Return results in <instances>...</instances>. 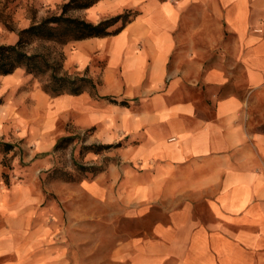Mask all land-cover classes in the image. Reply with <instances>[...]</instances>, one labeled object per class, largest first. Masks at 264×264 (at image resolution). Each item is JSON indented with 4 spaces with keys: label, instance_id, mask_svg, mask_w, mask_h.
Here are the masks:
<instances>
[{
    "label": "crops",
    "instance_id": "crops-1",
    "mask_svg": "<svg viewBox=\"0 0 264 264\" xmlns=\"http://www.w3.org/2000/svg\"><path fill=\"white\" fill-rule=\"evenodd\" d=\"M127 10L121 31L64 44L78 72L63 74L95 89L38 86L5 104L0 135L26 157L10 182L0 167V264H264V0H98L78 17ZM20 69L4 74L10 90ZM87 130L112 145L103 169L43 183L57 142Z\"/></svg>",
    "mask_w": 264,
    "mask_h": 264
},
{
    "label": "rangeland",
    "instance_id": "rangeland-1",
    "mask_svg": "<svg viewBox=\"0 0 264 264\" xmlns=\"http://www.w3.org/2000/svg\"><path fill=\"white\" fill-rule=\"evenodd\" d=\"M64 2H53V3H39L36 0H0V45L2 43L12 44L16 43L19 39V31L22 28L28 27L33 23H36L46 17L53 16V14H60L62 13V6ZM79 15L78 10H72L69 15ZM115 28V27H114ZM29 52H36L37 50L43 51L48 56H50L53 60H61L63 64V68L61 73L64 72L72 75L78 72L77 68L72 64L69 65L66 62V53H65V46L58 43H53L49 41H39L36 40L32 44L27 46ZM23 74H26V79L21 80L22 84L16 90H10L4 83V74L0 75V117L3 112V108L7 101L12 99L15 100V97H18L21 93H33L36 90V87L43 85V81L47 77H33L31 74H28L25 70H18ZM30 103V102H29ZM1 126V124H0ZM91 136V130L82 131L80 134L76 135V139L73 143L68 145L65 148H60L54 150V160L55 165L42 170V173L45 174L43 179V183L47 184L51 187V183L57 182L60 180L59 176L57 175L55 169L60 168L64 171L69 173H73L74 177L79 178V180L75 181H64L67 183H75L79 182L82 179L90 178L93 173L86 171V169L81 168L82 166H92V165H103L107 157L112 155V153L105 152L107 156H104L103 153H91L83 149V146H91L89 144V137ZM69 137V136H65ZM4 143L12 144L13 147L5 151ZM97 145V144H96ZM53 150V149H52ZM25 150L21 149V145L19 141H9L6 139V136L0 135V167L3 168V179L8 182L11 180V175L13 174L14 168V160L17 157H20L23 154L21 164H25L23 160ZM98 154L96 159H94L95 155ZM100 161V162H99ZM101 163V164H99ZM62 181V180H60ZM7 182V181H6ZM67 193V189L64 190ZM70 191V190H69ZM68 191V193H69ZM80 202L89 203L90 198L87 195L80 196ZM49 198L56 201V193L51 192L49 194ZM72 202V201H70ZM68 203V201H66ZM98 214H101L103 211L102 209L97 210ZM89 214V213H88ZM116 217V216H115ZM120 225H115L114 230L111 231L107 230V227H102L104 231H102L99 235V255L103 260L108 258V252L111 247L117 243L120 237V229L124 228L122 219L120 217L115 218L116 224L119 223ZM127 227L130 225L126 223ZM102 230V229H101ZM103 233V234H102ZM114 236V237H113ZM95 242V241H94ZM96 245V242L93 246ZM92 245H89V250H91Z\"/></svg>",
    "mask_w": 264,
    "mask_h": 264
},
{
    "label": "trees",
    "instance_id": "trees-1",
    "mask_svg": "<svg viewBox=\"0 0 264 264\" xmlns=\"http://www.w3.org/2000/svg\"><path fill=\"white\" fill-rule=\"evenodd\" d=\"M98 0H69L64 3L60 14L46 17L32 25L22 28L19 31V39L16 43H2L0 45V75L13 73L20 67L26 69L28 74L33 77H47L43 82L42 88L51 96L61 94H79L88 89H95L96 82L87 76H68L62 74L63 64L61 60L52 59L43 51L29 52L28 45L34 41H49L58 44H66L71 40H80L93 36H106L121 31L123 26L135 16L133 10H127L123 14L107 18L99 23L87 21L78 16L69 15L72 10L86 9ZM119 23L114 29L110 27ZM2 101L0 100V103ZM76 136L61 138L55 150L65 148L74 142ZM4 150H10L13 145L4 143ZM112 145L83 146L88 152L102 153ZM93 174L98 173L103 168L101 166H82ZM60 180L75 181L79 178L74 177L73 173L63 169H55ZM8 182V179L6 180Z\"/></svg>",
    "mask_w": 264,
    "mask_h": 264
},
{
    "label": "bare ground",
    "instance_id": "bare-ground-1",
    "mask_svg": "<svg viewBox=\"0 0 264 264\" xmlns=\"http://www.w3.org/2000/svg\"><path fill=\"white\" fill-rule=\"evenodd\" d=\"M10 75V74H9Z\"/></svg>",
    "mask_w": 264,
    "mask_h": 264
}]
</instances>
